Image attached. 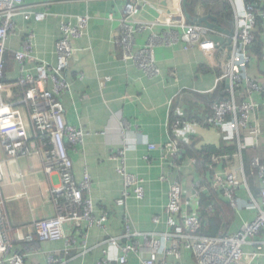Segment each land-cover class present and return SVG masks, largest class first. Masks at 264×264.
Instances as JSON below:
<instances>
[{
	"label": "crops",
	"instance_id": "crops-1",
	"mask_svg": "<svg viewBox=\"0 0 264 264\" xmlns=\"http://www.w3.org/2000/svg\"><path fill=\"white\" fill-rule=\"evenodd\" d=\"M185 1V4H180L182 20L185 26H189L195 22L186 17L188 0ZM225 2L231 13V4L228 0ZM126 3L127 0H26V9L14 19L17 34L7 43L3 79L6 88L1 98L10 107L19 110L30 142L37 148L41 147V136L34 130L29 108L23 103L24 92L17 85L19 65L13 54L21 51L25 37L32 33L31 57L38 63L54 67L55 45L61 37V24L77 26L79 17L88 19L81 38L73 43L75 54L66 74L69 87L59 100L64 108L65 123L85 132L83 143L68 149L74 178L80 181L85 172L89 175L94 217L99 219L102 213L106 214V220L100 227L84 230V236H77L70 249L64 241L38 243L39 250L27 257L25 264H47L49 256L60 258L67 264H97L104 257L117 258L121 255L118 245L125 244L122 236L126 226L132 232L167 233L165 209L173 181L182 184L186 203L190 204L188 212L200 214L197 198L190 187L192 182L202 184L205 179L210 183L212 175L198 173L191 158L179 160V165L173 170L168 163L170 158L163 160L159 149L173 150L177 147L170 129V124L176 119H182L187 126L181 130V139L176 138L175 141L194 149L236 148L234 152L225 151L223 156L213 159L214 174L225 180L233 177L239 183L232 187L239 201L237 209L230 207L221 191L213 189L220 194L231 217L223 228V214L219 213L222 227L218 236L213 237L234 235L243 224L256 217L260 186L257 178L247 176L253 157H257L264 166V94L245 95V81L239 89L240 97L257 106L250 115V130L240 135L241 142L247 145L243 149L229 139L228 131L199 125L210 115L212 104L227 90V79L220 81L219 78L226 73L223 62L230 56L232 23L222 25L217 17L210 14L226 33L211 31L210 35L222 42L214 51L207 52L197 44L188 45L175 39L186 32L187 27H181L179 23L173 26L161 24L165 15L173 14L174 7L171 9L162 0L139 1L134 26H145L146 29L133 35L132 53H146L124 60V50L117 41L121 36L120 19ZM237 7H240L239 2ZM34 12L44 13L45 18L34 20ZM206 15L197 8L194 19ZM257 25L254 43L249 48L252 59L245 67L244 76L248 80L264 83V23ZM25 67L33 73L32 64L28 63ZM47 88L51 89V85ZM240 101L237 98V103ZM249 138H252V144H248ZM148 145H155L156 149L150 151ZM40 149L39 153L31 156L8 159L0 146V166L3 170L0 198L4 226L9 229L16 249L22 244L17 240L19 236L31 235L37 241L33 229L36 221L57 214L51 190L60 187V178L57 174L44 173L45 148ZM117 153L121 155L114 159ZM118 168H124L127 175L142 180V199H136L130 189L124 204H117L126 190ZM170 173H173L170 180L161 179ZM154 218L158 219L157 223ZM209 231L211 234L214 232L212 229ZM110 239H116L117 246L108 243ZM137 240L142 243L141 238ZM251 242L262 243L261 256L253 264H264V232ZM255 248L251 243L242 246L245 253L253 252ZM148 256L145 250L142 254H130L127 264H139L140 257ZM168 262L177 263L172 259ZM178 263L196 264L192 251L182 249Z\"/></svg>",
	"mask_w": 264,
	"mask_h": 264
},
{
	"label": "built area",
	"instance_id": "built-area-1",
	"mask_svg": "<svg viewBox=\"0 0 264 264\" xmlns=\"http://www.w3.org/2000/svg\"><path fill=\"white\" fill-rule=\"evenodd\" d=\"M139 1L144 0H127L122 10L121 36L117 42L124 50V60L141 57L143 53H146V51L140 55L132 53L133 35L146 29L145 26H134ZM162 1L176 10L173 14L165 15L166 18L161 24L173 26L179 23L181 27H187L186 32L175 38L177 41L188 45L197 44L201 50L207 52L214 51L218 47V44L209 39L211 30L205 26L195 23L185 26L180 7L181 2L185 0ZM25 2L26 0H0V146L8 159L31 156L33 153H39L40 148H45L44 173L57 174L60 178V187L51 190L57 205V214L52 218L34 223L33 229L37 241L31 235L19 236L17 240L22 242L19 249L13 246L9 229H5L3 202L0 198V264H25L26 258L39 250L38 243L64 241L67 249H70L75 244L77 236H84V230L93 226L100 227L106 220L105 213H102L99 219L94 217L89 175L85 172L80 181L74 178L68 149L82 144L85 132L83 129L71 127L65 123L64 108L59 100L60 95L68 90L66 74L70 70L71 60L75 54L73 43L81 38L82 29L87 24V17H79L77 26L69 23L61 24V37L55 45L56 66L54 67L38 63L31 57L32 33H28L25 37L21 51L13 54L20 71L17 85L23 89V103L29 108L31 124L41 136L40 148L30 142L19 110L10 107L1 98L6 88L3 79L7 43L17 34L14 19L26 9ZM228 2L232 7V31L229 41L231 51L230 56L223 62L226 73L219 78L220 81L224 79L228 81L225 91L227 97L215 102L211 107L210 115L199 125L220 127L224 132L228 131L230 138H227L237 143L239 149H243L246 144L241 142L240 135L243 131L250 130V115L257 106L240 97L242 94H239V89L245 81V95L264 94V83L248 80L244 76L245 67L252 59L249 48L254 43L258 19L264 23V7L262 8L264 0H255L254 4L250 5L245 4L244 0H228ZM237 2L240 7H237ZM258 5L261 8L257 9ZM24 14L27 15V13ZM32 15L36 21H42L45 18L44 13L34 12ZM28 63L33 65V73L26 69L25 65ZM49 84L51 89L47 88ZM237 98L241 100L239 103ZM186 126L182 119L174 120L170 124L174 138L181 139V130ZM248 144H252V138H249ZM148 149L154 151L156 146L148 145ZM159 149L163 160L170 158L168 163L171 169L176 170L179 165L180 150L177 147H173V150L165 147H159ZM120 155L121 153H117L113 157L117 159ZM250 165L253 169L252 173L259 182L260 205H256L257 214L254 220L243 224L236 234L226 237L201 234L203 224L196 213L188 212L190 204L186 203L182 184L179 181H173L169 190V202L165 209L168 232L162 235L139 233L132 232L129 226H126V232L122 236L125 244L118 245L121 255L114 259L104 257L97 264H127L130 254H142L143 250L147 251L149 256L140 257L139 264H170L169 259L179 264L182 249L192 251L196 264H253L261 256L262 251V243H253L251 240L264 232V166L257 157L251 159ZM117 172L123 177L126 188L122 193V199L117 204L120 206L124 204L130 189L136 199H142V180L127 175L124 168H118ZM172 176L173 173H170L161 179L167 181ZM2 178L3 170L0 166V182ZM238 185L239 183L233 177L225 180L214 173L209 183L211 189L222 192L232 209H237L239 205L232 189ZM190 188L196 198L208 189L200 182H192ZM153 221L157 223L158 219L154 218ZM138 238L142 239V243L138 242ZM108 243L117 246L116 239H110ZM248 243L256 246L255 251L245 253L242 250V246ZM47 264H67V262L49 256Z\"/></svg>",
	"mask_w": 264,
	"mask_h": 264
},
{
	"label": "trees",
	"instance_id": "trees-1",
	"mask_svg": "<svg viewBox=\"0 0 264 264\" xmlns=\"http://www.w3.org/2000/svg\"><path fill=\"white\" fill-rule=\"evenodd\" d=\"M255 0H244V3L247 5L254 4ZM197 8L202 9V11L206 14H211L217 17L220 24H230L232 23V14L230 13V7L225 0H188L186 5V11L189 15L191 21L194 20V13ZM261 7H257L259 9ZM261 23L258 19L257 24ZM258 26V25H257ZM224 97H227L225 90L222 92L221 97L218 101L222 100ZM214 104V103H213ZM212 104V105H213ZM176 138L173 137V142L180 150V154L178 155L179 160L183 158H191L195 163L196 171L200 174L206 175L210 173L211 175L214 172V164L213 159L219 156H223L226 153L234 152L235 149L233 147L217 149L215 147H206L204 149H194L184 145L181 141H175ZM238 151V150H237ZM253 169L251 165L249 166V174L248 178H256L255 174L252 173ZM254 174V175H253ZM205 179V177H204ZM203 186H206L208 189L205 192L199 194L197 201L200 207V214L198 217L200 222L203 224V229L201 234L206 236H218L220 231V227H222V221H220L219 213L223 214V228H226L227 220L230 217V214L227 212L226 205L222 201L220 194L214 191L209 187V182L205 179ZM213 230L212 234L209 230Z\"/></svg>",
	"mask_w": 264,
	"mask_h": 264
},
{
	"label": "water",
	"instance_id": "water-1",
	"mask_svg": "<svg viewBox=\"0 0 264 264\" xmlns=\"http://www.w3.org/2000/svg\"><path fill=\"white\" fill-rule=\"evenodd\" d=\"M186 1H184L185 4ZM186 17L188 18L189 16L186 15ZM194 22L197 25H204L206 28H208L211 31H215V32H219V33H226L224 32L218 25H217V20L212 17L210 14L194 19ZM229 34V33H228ZM230 36V35H229ZM209 39L213 42V43H221V39L217 38V37H212L210 36Z\"/></svg>",
	"mask_w": 264,
	"mask_h": 264
}]
</instances>
